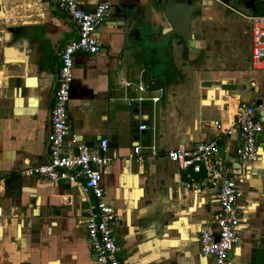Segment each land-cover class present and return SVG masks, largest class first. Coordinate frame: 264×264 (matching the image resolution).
<instances>
[{"label":"crops","instance_id":"crops-1","mask_svg":"<svg viewBox=\"0 0 264 264\" xmlns=\"http://www.w3.org/2000/svg\"><path fill=\"white\" fill-rule=\"evenodd\" d=\"M191 1L192 46L178 37L156 44L150 25L130 26L117 14L125 3L146 6L151 27L164 24L147 0H111L96 32L101 51L73 57L67 140L94 150L108 141L100 184L119 219L113 235L126 264H214L200 255L195 236L201 225L218 236L215 190L202 183L203 173L187 177L166 154L216 138L213 121L232 125L238 103L264 101V71L251 67L247 20L264 17V0ZM78 2L92 12L98 0ZM57 3L0 0V264H96L77 223L94 204L81 181L50 183L22 174L48 159L58 53L77 38L74 22ZM149 37L153 43L147 45ZM133 66L156 69L168 84L157 103L123 102L159 95L140 91L134 83L141 72ZM255 119L264 128V110ZM140 124L148 128L139 131ZM259 140L261 170L242 183L239 244L226 264H264V134ZM217 142L225 164L239 168L237 132Z\"/></svg>","mask_w":264,"mask_h":264},{"label":"built area","instance_id":"built-area-1","mask_svg":"<svg viewBox=\"0 0 264 264\" xmlns=\"http://www.w3.org/2000/svg\"><path fill=\"white\" fill-rule=\"evenodd\" d=\"M111 7V0H98L92 12L81 8L78 0H58L57 9L67 14L77 28V38L65 43L58 53L59 67L57 85L50 110V131L48 134L49 153L46 162L22 171L23 175H35L50 183L60 180L81 181L85 191L89 192L94 204L85 215L78 217L87 235L96 264H126L118 259L120 247L113 235V229L118 222L113 207L106 203L101 187V168L107 165L108 141L103 139L96 150L78 143L75 138L67 140L69 135L67 105L70 89L73 83V57L78 52L98 54L101 42L96 35L99 26L105 21ZM251 26L250 62L255 70L264 71V17L248 16ZM140 91H145L142 84ZM159 95L144 98L124 97L123 102L131 106L133 102L150 101L157 103ZM164 94V93H163ZM264 110V101L259 104L240 102L235 111L232 125L224 127L219 121H213L218 134L216 138L198 143L193 149H177L168 151L167 159L175 163L180 171L193 174L203 173L202 183L215 190V199L219 211L213 222L217 226L218 236L215 238L208 229L201 225L196 230V241L202 257L212 260L214 264H226L232 247L239 244L241 225V205L244 191L242 183L254 177L255 171H260L259 139L263 126L255 119L257 111ZM148 127L138 126L139 131ZM237 132L238 145L235 156L239 168L229 167L220 155L217 138L230 136ZM150 152L155 153L157 147L150 145ZM139 145L133 148V154H139Z\"/></svg>","mask_w":264,"mask_h":264},{"label":"water","instance_id":"water-1","mask_svg":"<svg viewBox=\"0 0 264 264\" xmlns=\"http://www.w3.org/2000/svg\"><path fill=\"white\" fill-rule=\"evenodd\" d=\"M150 9L154 10L160 15V20L164 24H160L158 27L152 26V22L147 19L146 6H141L140 10L136 4L125 3L118 7V15L125 16L130 26L139 23V25L147 26L150 25L149 36H154L155 43H165L168 42L172 37L180 38L185 44L192 46L194 40L192 38V33L190 31V23L194 18L195 8L192 6L191 0H186L185 2H175L164 4L162 0H147L146 3ZM140 13L139 19H136V14ZM150 22V23H148ZM137 32V31H136ZM146 38L147 45L153 43L151 38ZM22 56V52L20 54ZM128 67L127 77H128ZM133 68L139 69L141 72L140 78L135 80V85L142 84L146 87L145 90L150 91H161L165 90V83L162 77H157L153 72L154 70L150 69L148 71L142 70L139 66H133ZM153 73V74H152ZM149 86V88H147ZM264 134V128L262 130ZM261 255L264 256V251L261 250Z\"/></svg>","mask_w":264,"mask_h":264},{"label":"rangeland","instance_id":"rangeland-1","mask_svg":"<svg viewBox=\"0 0 264 264\" xmlns=\"http://www.w3.org/2000/svg\"><path fill=\"white\" fill-rule=\"evenodd\" d=\"M147 52H148V50H147ZM147 52H146V53H147ZM148 55H149V54H148ZM149 57H150V56H149ZM151 58H152V57H151ZM144 66H146V65H145V62H144ZM152 70H154V71H155V72H153V73H154V74H155V76H156V74H157V73H156V69H152ZM153 73H152V74H153ZM167 86H168V84H165V88H166V89H168V87H167ZM117 257H118V259H120V255H118Z\"/></svg>","mask_w":264,"mask_h":264},{"label":"flooded vegetation","instance_id":"flooded-vegetation-1","mask_svg":"<svg viewBox=\"0 0 264 264\" xmlns=\"http://www.w3.org/2000/svg\"><path fill=\"white\" fill-rule=\"evenodd\" d=\"M194 15H195V13H194Z\"/></svg>","mask_w":264,"mask_h":264}]
</instances>
